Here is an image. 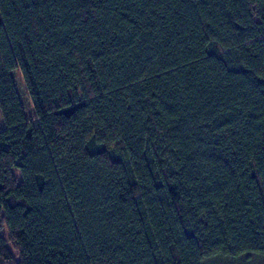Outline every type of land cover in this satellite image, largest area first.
<instances>
[{"label":"trees","instance_id":"1","mask_svg":"<svg viewBox=\"0 0 264 264\" xmlns=\"http://www.w3.org/2000/svg\"><path fill=\"white\" fill-rule=\"evenodd\" d=\"M0 121V264H264V0H0Z\"/></svg>","mask_w":264,"mask_h":264},{"label":"rangeland","instance_id":"2","mask_svg":"<svg viewBox=\"0 0 264 264\" xmlns=\"http://www.w3.org/2000/svg\"><path fill=\"white\" fill-rule=\"evenodd\" d=\"M15 81H16V85H17V88L19 90L20 97L24 103V106L26 108L28 116H29L32 124L37 125L38 124L37 118L32 112V108H31V104L29 101V97H28L27 92H26V88H25L24 83L21 79V76H19L18 73H16V75H15ZM0 126H2L1 121H0ZM13 173L16 175L17 179H20V173H19V170L17 168H13ZM0 238H2V239L7 238V230H6V227H4V226H1ZM7 245L11 249L10 245L9 244H7Z\"/></svg>","mask_w":264,"mask_h":264}]
</instances>
